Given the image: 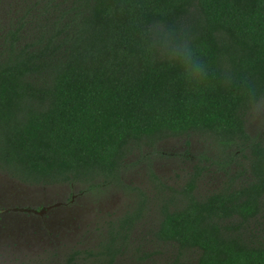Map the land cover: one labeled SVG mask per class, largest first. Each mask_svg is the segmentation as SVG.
<instances>
[{"label":"trees","instance_id":"1","mask_svg":"<svg viewBox=\"0 0 264 264\" xmlns=\"http://www.w3.org/2000/svg\"><path fill=\"white\" fill-rule=\"evenodd\" d=\"M35 1L0 46V171L27 185L101 192L122 184L127 160L144 148L208 135L224 174L217 191L199 198L205 167L196 170L157 207L150 237L176 250L167 264H264V133L247 131L236 86L246 78L264 93V0ZM140 20L186 26L213 77L192 93L178 66L146 63ZM141 195L98 252L74 251L63 264H115L145 215Z\"/></svg>","mask_w":264,"mask_h":264},{"label":"rangeland","instance_id":"2","mask_svg":"<svg viewBox=\"0 0 264 264\" xmlns=\"http://www.w3.org/2000/svg\"><path fill=\"white\" fill-rule=\"evenodd\" d=\"M34 2L36 1L33 0ZM19 4L20 0H0V44L3 34L13 29V22L18 21L15 13ZM247 131L251 136L260 134L251 131L248 122ZM218 156L217 143L208 135L169 138L159 142L155 148L147 147L131 156L121 170L122 184L106 183L101 192L90 191L87 184L36 190L37 199L57 194L64 197L68 192L76 194V201L82 203V209L74 213L66 226L57 229L55 237L50 238L52 241L49 243H45L44 239L38 244L24 245L1 242L0 264H63L74 251L98 252L101 241L112 236L111 230L116 228L117 221L126 213L132 212L144 197L141 193L147 195L145 215L131 230L127 245L121 249L115 264L172 262L177 255L176 250L170 245H159L150 237L148 230L156 221L155 211L170 198L178 197L200 168L205 167L198 179L195 194L200 198L217 191L224 177L222 171L217 170ZM235 160L244 167L248 166L241 154ZM236 166L230 164L227 168ZM238 166L241 169L242 166ZM4 179L16 181L0 171V189L4 186ZM5 192L9 196V189ZM4 206L6 204L1 200L0 211H3ZM82 257L78 264H85ZM141 257L143 259L139 261ZM89 262L92 263V260ZM89 262L86 263L90 264Z\"/></svg>","mask_w":264,"mask_h":264},{"label":"clouds","instance_id":"3","mask_svg":"<svg viewBox=\"0 0 264 264\" xmlns=\"http://www.w3.org/2000/svg\"><path fill=\"white\" fill-rule=\"evenodd\" d=\"M135 39L146 63L178 66L179 79L186 89L195 93L213 77L214 73L205 58L193 44L190 30L184 25H168L162 21L135 24ZM233 77L226 74L229 86ZM243 99L244 118L254 133H264V93L250 79H241L237 85Z\"/></svg>","mask_w":264,"mask_h":264},{"label":"flooded vegetation","instance_id":"4","mask_svg":"<svg viewBox=\"0 0 264 264\" xmlns=\"http://www.w3.org/2000/svg\"><path fill=\"white\" fill-rule=\"evenodd\" d=\"M30 3V0H20L15 13L18 21L13 22L12 26L16 28L24 24L27 20L25 14L30 12ZM25 25H28V21ZM6 33L1 38V44L5 41ZM11 181L13 180L4 179L2 183L4 186L0 189V201L6 204L3 211H0V243L38 244L41 239L49 243L52 241L49 239L55 237L57 229L66 226L74 213L82 209L80 206L82 203L76 201L77 195L71 192L64 197L57 194L37 199L35 196V191L41 188L63 185L32 186L19 181H13L15 183L13 184ZM73 186L70 185V187ZM6 189L10 191L9 196H6Z\"/></svg>","mask_w":264,"mask_h":264}]
</instances>
